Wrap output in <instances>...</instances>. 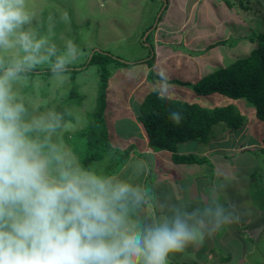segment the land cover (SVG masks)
<instances>
[{
	"label": "rangeland",
	"instance_id": "374dc122",
	"mask_svg": "<svg viewBox=\"0 0 264 264\" xmlns=\"http://www.w3.org/2000/svg\"><path fill=\"white\" fill-rule=\"evenodd\" d=\"M182 1L178 0L180 3ZM200 1L201 4L196 9L195 25L189 24L185 28H180L182 17L178 12L179 15H171L173 21L170 24L168 23L169 26L165 28L166 31H156L153 25L155 19L160 15V10L163 8L162 0H27L28 8L34 14L30 27L37 33V38L46 37L49 43L54 44L57 48L55 55L35 67L42 71L44 69L40 68L50 66L53 62L51 60L52 57L57 58V56L65 52V44L68 40H72L76 45L78 57L69 63L72 64L71 66L67 64L66 67L73 68L75 65H81L84 62L86 65L87 60L95 50L112 54L121 61L129 62V64L121 63L116 59L109 61L108 68L111 75L108 81L111 94L108 99L110 103L106 111V119L109 124L108 129L113 145L123 149L122 147H127L134 142L137 147L139 146V152H146L148 149L142 147L147 140L146 133L138 121L139 100H142L137 99L138 96H143L141 90L145 86H148V90H153L156 86L168 87L171 96L209 108L224 106L234 102L241 111H245L246 107H249L245 100L236 102L234 99L217 94L202 96L196 94L192 89H190L192 92L187 89L188 93H185L182 92L184 91L183 86L177 84H169L172 87L168 84L161 85V83L152 85L143 80L135 85L145 72L149 74L147 67L153 65L150 60L141 61L146 59L151 53L146 43L142 42V39L150 30L153 31L149 34L147 43L161 47V55L165 58L160 66L153 68L155 72L152 71L150 73H156L159 76L163 74L169 79L179 78L196 82L201 77L216 71L222 66H227L247 57L251 52V50H248L249 43H251L253 38H257L256 34L258 35V33L264 31V0H223V9L219 7L220 5H216V8L210 5L214 1L218 4L220 0H213V3L205 2L204 0ZM224 2L228 3L227 7H225ZM204 3H207L206 7L203 5ZM230 6H233L231 10ZM232 10L242 12L246 26H238L237 30L232 31L233 29L230 26L232 24L236 25L232 19L238 20V15L233 16ZM167 12H169L168 9L160 17V21L166 19ZM65 13H67V19L64 18ZM218 14H221V16H228L229 14L231 20L225 26L218 25L213 22L214 18H217V22H221L222 17H218ZM252 16L255 19H250ZM210 28L213 29L210 34L212 37L201 36L198 42L199 49H195L193 45L189 46L186 44V38H188V35H193V29L200 32V34H197L202 35L206 32L209 33ZM170 30L172 33L168 35ZM225 30L230 32L231 36L226 37ZM156 32L160 36V41H158ZM178 36L182 38L180 44H177ZM247 37L249 38L248 40H243ZM215 39H220L224 42L218 45L222 53L219 54L217 49H214L216 46L212 48L214 50H210L207 53L206 47L212 45L211 43ZM234 45L238 49H233ZM240 45L241 47H239ZM177 52H181V54L179 55ZM20 55L23 56V53L21 52ZM194 57L201 59L206 57L208 62L196 65V61L193 60ZM8 58H10V55ZM172 64L174 65L171 66ZM190 65L193 67H190ZM77 68L79 67L77 66ZM37 71L30 75H20L21 79L13 84V90L23 97V102L27 109L25 120L30 121L32 117L43 116L49 112L57 113V107L63 105L67 110L65 115H63L65 120L62 123L60 122L61 127L52 134V142L63 145L82 165L81 159L84 149L81 148L79 153L73 151V144L67 139L73 133L90 125L92 121L91 114L97 105L102 69L95 64L85 70H80L76 74L64 71L52 76H47L45 73ZM153 78L157 82L160 80L157 76ZM153 78H151V81ZM72 89H75L78 97L66 102L65 100ZM225 125L226 123H220L214 127L213 135H219L216 136L217 139L208 143H192L193 141L181 143L179 144V150L181 152L194 150L200 155H207L209 154L208 151L215 147L212 151L228 152V155L232 157V163H234L232 167L237 165L235 159H238L239 156L241 165L237 167L235 174L231 173L235 178L233 177L234 180L230 179V182L233 185H238L240 188L238 193L240 195L236 198L242 199L244 203L240 206L241 208L237 205L234 206L231 212H236V216H241L242 210L245 208V218L247 220V224H244L245 226L243 227L245 231L243 235L245 251L243 260L240 261L239 258L233 257L231 260L233 263L229 261L227 264H264V224L257 223L252 228L248 226L249 220L253 217L251 215H255L254 213H256L255 216L258 214L262 215L264 219V152L261 151L264 148V126L261 131H254L253 118H249V124L242 130L239 132L229 131L230 133H228L227 130L223 129ZM218 132L220 134H217ZM32 135L35 136L37 134L32 133ZM44 135V133L39 134L41 140H43ZM256 141L258 143L257 146L250 151L239 147L242 143ZM219 145H228L229 151L228 149L217 147ZM155 156H162L164 159V153ZM159 161L157 158L155 159L154 155L149 153L138 155L135 152H131L129 161L116 175H113L119 179L129 181L133 185H138L145 191L146 199L144 202L146 201L147 203L149 201V209L152 210L151 214L154 217L161 210L160 199L164 201L163 205L165 208L171 209V202L175 200V197L177 196V199L181 198L190 189H188L189 181L187 179L174 182V191L167 189V192L161 194L160 199H154V196H151L153 190L150 183L153 181L155 184L158 178L163 175L158 170L162 171L163 168L166 170L165 166H158L157 170ZM110 164L113 166L114 161L110 153H108L102 160L93 162L92 170L103 175ZM116 168L119 169L118 167ZM179 168L183 167L180 166ZM172 171L174 173L178 172L180 175V172L175 168H171L168 172ZM239 176L245 177L243 184ZM198 184L202 185L201 181L194 183L196 186ZM172 191L173 194L170 193ZM236 198L234 201H236ZM230 199L233 200L232 198ZM142 207L143 203L139 208ZM186 207L187 204L185 203L184 208ZM154 217L149 219L154 221ZM149 219H146V221H149ZM255 222L253 221L252 224ZM251 229L255 232H251ZM215 253L219 254L218 257L220 258L229 255L228 252H225L224 256H222V252L218 249ZM184 256V259H186L192 257V254H184ZM208 256L209 258L216 257L214 253H210ZM170 260H172L171 254H168L167 261ZM214 263L215 260L207 262V264Z\"/></svg>",
	"mask_w": 264,
	"mask_h": 264
},
{
	"label": "clouds",
	"instance_id": "9594fccd",
	"mask_svg": "<svg viewBox=\"0 0 264 264\" xmlns=\"http://www.w3.org/2000/svg\"><path fill=\"white\" fill-rule=\"evenodd\" d=\"M33 18L27 0H0V264H166L169 253L202 241L206 230L228 222L232 213L226 214L213 189L203 211L173 206L172 216L161 214L141 225L134 213L146 199L143 189L85 168L52 142L60 114L25 120L27 109L13 84L20 73L57 52L46 37L37 38L30 27ZM152 31L142 39L151 50L142 62L156 56L155 46L147 43ZM77 57L76 45L66 41L51 71H67ZM168 79L160 74L161 85ZM154 89L161 99L170 98L168 87ZM171 119L179 124L181 117L173 112Z\"/></svg>",
	"mask_w": 264,
	"mask_h": 264
},
{
	"label": "trees",
	"instance_id": "16d2710c",
	"mask_svg": "<svg viewBox=\"0 0 264 264\" xmlns=\"http://www.w3.org/2000/svg\"><path fill=\"white\" fill-rule=\"evenodd\" d=\"M256 37L257 46H255L247 57L239 59L227 66H222L216 71L203 76L196 82L182 79H168L167 84H177L187 87L202 96L217 94L234 99L236 102L245 100L247 105L254 108L255 118L258 121L264 122V31L258 33V35L256 34ZM113 59L121 63L129 64V62L115 58L112 54L95 50L87 60L88 66L84 62L81 65H75L73 68L67 67V72H72L73 74L95 64L99 65L102 69L97 105L91 114L92 121L89 126L73 133L67 140L73 144V151L79 153L81 148L84 149L81 161L85 168L92 169L94 161H100L105 155L110 153L114 165L112 166L110 164L103 175H114L118 173L126 164L132 151L138 155H146V153H140L134 143L127 147H122L123 149L113 145L106 119L109 95L108 80L111 75L108 65L110 63L109 61ZM51 60L53 62L50 66L40 68L44 69L42 71L38 70V67H35L20 73V75H30L36 73L37 70L45 73L47 76L55 75L57 73H53L51 68L56 57H52ZM149 60L151 63H154L155 56ZM71 65L69 64L68 66ZM154 76L160 79L159 75L154 74ZM154 76L151 74V78ZM155 89L149 92L139 104L138 119L148 135L149 147L154 151L171 152L172 161L176 164H210V157L214 154L213 151L207 155H200L194 150L191 152H181L179 150V144L189 141H193L192 143H208L211 140L217 139L216 136L219 135L214 136L213 131L215 129L214 127L220 123H226L225 128H223L224 130L233 132H239L247 123V115L238 109L235 102L224 106L209 108L195 102L184 101L171 95L170 98L166 97L161 99ZM77 97V92L75 89H72L65 101L69 102ZM66 112L67 110L63 105L57 107V113L62 117L61 123L65 120L63 115ZM173 112L180 115L181 120L179 124H176L171 119ZM217 134L220 133L218 132ZM227 157L229 159L232 158L229 155ZM212 166L214 165L212 164ZM212 168L215 170L214 167ZM214 175L215 171H213ZM200 207L205 208L206 206L201 205ZM226 211L229 212L231 210ZM174 264H197V262H176Z\"/></svg>",
	"mask_w": 264,
	"mask_h": 264
},
{
	"label": "crops",
	"instance_id": "0c3cea01",
	"mask_svg": "<svg viewBox=\"0 0 264 264\" xmlns=\"http://www.w3.org/2000/svg\"><path fill=\"white\" fill-rule=\"evenodd\" d=\"M204 1L205 2L209 1V2L213 3V0H204ZM162 2H163V8L160 10L161 11L160 15L155 19V23H154V24H157L156 28H155L156 31H163V30L166 31L165 28H167L169 26V24L173 21L171 15H176V14L179 15L178 12L180 13V16L182 17L180 28H185L186 26H189V24L195 25L196 9L201 4L200 0H183L181 3L178 2V0H162ZM165 2H167L166 5H164ZM222 2H223V0L222 1L220 0L217 4V2L214 1V3L210 4V5L213 8H216L217 7L216 5H220L219 7L222 8L223 7ZM224 3H225V7H227L228 3H226V2H224ZM203 5H205V7H206L207 3H204ZM232 7L233 6H230V10ZM167 9L169 10V12L166 13L167 14L166 19L164 21H160L159 20L160 17L163 16L165 10H167ZM236 14L238 15V20L232 19L233 22L235 21V24H236V25L232 24L230 26L233 29L232 31L237 30L238 26H242V25L246 26L245 25L246 22L243 20L242 12H237L234 10L233 16H236ZM217 16L222 17L221 22H217V18L216 19L214 18L213 22H215L218 25L221 24V25L225 26V24H228L229 20H231V17L229 14H228V16L227 15L221 16V14L220 15L218 14ZM250 19H255V18H253V16H252ZM193 30H194L193 35H191V36L188 35V38H186V44L189 46L193 45V47L195 49H199L198 42L200 41L199 38H201V36L208 37V38L212 37V36H210V34L213 31L212 28H210L209 33L208 32H206V33L202 32L203 33L202 35H199L200 32L199 31L197 32L196 29H193ZM225 31H226V34H225L226 37L231 36L230 32H228L227 30H225ZM168 33H169L168 35H170L172 33V31L170 30ZM197 33H199V34H197ZM156 36L158 38V41H160V38H159L160 36L157 32H156ZM218 37H221V36H218ZM178 38H179V40L177 41V44H180L182 38L180 36H178ZM248 39L249 38L247 37V38H244L243 40H248ZM250 39H251V37H250ZM220 41H222V40H220V39L213 40V42L211 43L212 45H210L209 47H206L207 53L210 50H214V49H217L219 54L222 53L220 47H218V45H220V43H223V41L222 42H220ZM256 44H257V41L253 38L251 43H249V49L248 50L252 51L255 48V46H257ZM214 46H216V47L214 48ZM239 47H241V45ZM212 48H214V49H212ZM236 48L237 47L234 45L233 49H236ZM160 49H161V47L155 46V55H156L155 61H154L152 66L147 67L149 74L145 72V74H143V76L136 82L135 85L139 84L143 80H146L147 82H149V84L151 83L152 85H156V83L157 84L160 83V81L157 82L156 79L154 78V79H152V81L155 83L154 84V83H152V81L150 79L151 74H152V76H154L153 73H150V72H152V71L155 72V69H153V68L155 66H160L162 64V61L165 59L164 57H162ZM249 51H247V52H249ZM177 54L180 55L181 52H177ZM193 60L196 61L195 62L196 65H202V63L208 62V59L206 57H204L203 59L198 58V57H194ZM173 65L174 64H172L171 66H173ZM190 67H193V66L190 65ZM191 70H193V69H191ZM154 74H156V73H154ZM192 75H193V73H192ZM172 79H179V78H172ZM185 81H191V80H185ZM183 88H184V91H182V92L188 93V91H186L187 89L189 90V92H192L187 87L183 86ZM141 91L143 92V96H138L137 99H141L143 101L145 99V96L151 90L150 89L148 90V86H145L144 89H142ZM110 94L111 93L109 91L108 99L110 98ZM185 97H188V96H185ZM182 98H183V96H182ZM142 101L139 100V104ZM109 103H110V101L108 100V107H109ZM251 109H252V111H251ZM241 112H243L247 115L248 119H247L246 125L249 124V118H253L254 131H257V130L261 131L263 129V126H264L263 122L258 121L257 118H255L256 117L255 116V110L253 107L252 108L250 106L246 107L245 111H241ZM140 126L143 127V129L146 133V130H145V128L141 122H140ZM227 131H228V133H230L229 132L230 130H227ZM119 132H120V130H119ZM145 136H146L147 140H146L145 144H143L142 147L145 149H148V150H146V152H140V153H146V154L149 153L150 155H154L155 159L157 158L158 160H160L157 163V170H158V166H161V167L165 166L166 167V170H164V168H163V170L161 169L162 171L158 170V172H160V174H163V175H161L158 178L157 182L155 184L153 182H151L152 190H153L151 193V196L153 195L154 199L155 198L160 199L161 194H163L164 192H167L170 189H172L174 191V188H173L174 182H179V181H183V180L187 179L189 181V184H188V189L190 188L189 192L184 193V195L179 199H177L176 198L177 196H176L175 200H173L171 202L172 207L173 206H175V207L179 206V207H181L182 211H187V212H192L197 208H199V209H201V211H203L204 208L200 207V206L204 205V207H205V206H208L209 204H211V202H212V190L213 189L216 190L218 202L226 210L232 211L233 205H236L237 203H239L238 205L240 207L244 203V201L242 199L236 198L237 196L240 195V193H238V192H240V190H239L240 188L238 187L237 184L233 185L230 182V179L234 180V178H235L234 176L231 175V173L235 174V170L237 169V167H239L241 165L239 156H238V159H235L236 164H237V165H235V167H232V165L234 163H232L231 159H229L227 157L228 152H226V151L225 152L213 151L214 154L210 157V161H211L210 164L209 163H204V164H185V163L176 164L172 161L171 152H169V151H154L148 145L149 138H148L147 133L145 134ZM133 143H131V144H133ZM257 144H258L257 141L256 142H246V143H242L241 145H239V147H241V149H245V148H248L250 146H256ZM138 147H137V150H138ZM217 147H220L221 149L227 150L229 146L228 145H219ZM213 148H215V147H212V149H210V151H208L209 154L212 153ZM228 151H229V149H228ZM132 152H134V151H132ZM160 153H164V159L162 156H155V155H159ZM129 159H130V157H129ZM129 159L127 161H129ZM212 164L214 166H212ZM174 165H176V166H174ZM180 166H182L183 168H179ZM189 166H191V167H189ZM212 167H214L215 170H213ZM171 168H173V169L175 168L176 170H178L180 172V175L178 174V172H175V173L173 171L168 172ZM198 170H200V171H198ZM213 171H215L214 176H213ZM166 173H168V174H166ZM239 178L243 184V182L245 181L244 180L245 177L239 176ZM167 180H169V181H167ZM198 181H201L202 185L201 184H198L197 186L194 185V183L198 182ZM173 191L170 193L173 194ZM229 197L232 198L233 200H231ZM235 198H236V201H234ZM241 198H242V196H241ZM229 200H231V201H229ZM160 201H161V203H159V204H160V206H162L164 201H162L161 199H160ZM185 203L187 204L186 208H184ZM149 204H150L149 201H147V203H146V201L143 202V207L138 208L134 213V218L138 219L139 222L141 223V225L150 224L153 222V220H150L154 216L151 214L152 210L149 209ZM199 204H200V206H199ZM154 209H155V207H154ZM231 211H229V212H231ZM227 213L228 212L226 211V214ZM157 214L158 215L155 214L156 216L154 217V220L158 219L161 214H167L169 216L173 215V213L170 211V209H167L165 207H163V208L161 207V210L158 211ZM236 214H237L236 212L235 213L233 212L232 215L229 217L228 222L222 224L220 228H218L214 231L206 230L204 238L202 241H198L195 243H189L182 251L169 253V254H171L172 260L166 261V264H174L176 262H186V263L197 262V264H207V262H210L211 260H213V261L215 260L214 264H227V262L231 261L233 257L239 258L240 261L243 260V255H244V251H245V244H244L245 241H243L244 236L242 234H244V231H243V229H244L243 227L245 226L244 224H247V220L245 218V208H244V210H242L241 216H239V215L236 216ZM249 214H251V213H249ZM254 214L256 215V213H254ZM255 215H251V216H253V217H251V219L252 218L253 219L249 220L250 222H249L248 226H250V228H252V226L256 225L257 223L264 224V219L262 218V215H260V214H258L257 216H255ZM254 217H256V218H254ZM146 219H149V221H146ZM253 221H256V222L254 224H252ZM251 232H255V231H253L251 229ZM199 249H201V251H199ZM217 249L222 252L221 253L222 256H224L223 254L225 252H228L229 255L220 258V257H218L219 254L215 253ZM210 253H214V256H216V257H213V258L210 257L209 258L208 255ZM184 254H192V257L184 259L185 258Z\"/></svg>",
	"mask_w": 264,
	"mask_h": 264
},
{
	"label": "water",
	"instance_id": "95a60500",
	"mask_svg": "<svg viewBox=\"0 0 264 264\" xmlns=\"http://www.w3.org/2000/svg\"><path fill=\"white\" fill-rule=\"evenodd\" d=\"M164 5H166V2L164 3ZM157 24H154V26H156ZM146 36H147V34H146ZM146 36L144 37V39H146Z\"/></svg>",
	"mask_w": 264,
	"mask_h": 264
}]
</instances>
